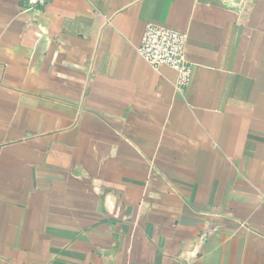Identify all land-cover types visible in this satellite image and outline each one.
I'll return each instance as SVG.
<instances>
[{"label": "crops", "instance_id": "crops-1", "mask_svg": "<svg viewBox=\"0 0 264 264\" xmlns=\"http://www.w3.org/2000/svg\"><path fill=\"white\" fill-rule=\"evenodd\" d=\"M0 264H264V0H0Z\"/></svg>", "mask_w": 264, "mask_h": 264}, {"label": "built area", "instance_id": "built-area-1", "mask_svg": "<svg viewBox=\"0 0 264 264\" xmlns=\"http://www.w3.org/2000/svg\"><path fill=\"white\" fill-rule=\"evenodd\" d=\"M26 7L43 6L53 0H23ZM187 32L156 22L147 23L137 46L140 55L154 68L167 65L177 72V88L183 90L191 80L193 66L187 55Z\"/></svg>", "mask_w": 264, "mask_h": 264}, {"label": "water", "instance_id": "water-1", "mask_svg": "<svg viewBox=\"0 0 264 264\" xmlns=\"http://www.w3.org/2000/svg\"><path fill=\"white\" fill-rule=\"evenodd\" d=\"M150 229H151V228L149 227V233H150Z\"/></svg>", "mask_w": 264, "mask_h": 264}]
</instances>
